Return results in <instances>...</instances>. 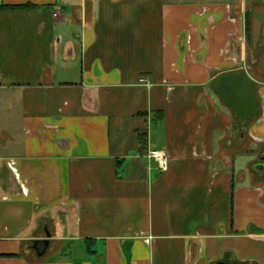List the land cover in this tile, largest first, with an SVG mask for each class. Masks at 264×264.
<instances>
[{"label": "crops", "instance_id": "obj_1", "mask_svg": "<svg viewBox=\"0 0 264 264\" xmlns=\"http://www.w3.org/2000/svg\"><path fill=\"white\" fill-rule=\"evenodd\" d=\"M259 164L264 0H0V264H264Z\"/></svg>", "mask_w": 264, "mask_h": 264}, {"label": "water", "instance_id": "obj_2", "mask_svg": "<svg viewBox=\"0 0 264 264\" xmlns=\"http://www.w3.org/2000/svg\"><path fill=\"white\" fill-rule=\"evenodd\" d=\"M212 86L219 97L232 108L240 120L242 131L247 130V125L259 113L256 96V82L244 69L227 71L214 77ZM259 168L264 167L259 164ZM216 264H243L239 261L220 260Z\"/></svg>", "mask_w": 264, "mask_h": 264}, {"label": "built area", "instance_id": "obj_3", "mask_svg": "<svg viewBox=\"0 0 264 264\" xmlns=\"http://www.w3.org/2000/svg\"><path fill=\"white\" fill-rule=\"evenodd\" d=\"M55 15H57L55 13ZM142 82H148V78L143 76L140 79ZM148 157L154 159L157 163L161 171H167L169 168L170 158L165 150H150L148 152Z\"/></svg>", "mask_w": 264, "mask_h": 264}, {"label": "trees", "instance_id": "obj_4", "mask_svg": "<svg viewBox=\"0 0 264 264\" xmlns=\"http://www.w3.org/2000/svg\"><path fill=\"white\" fill-rule=\"evenodd\" d=\"M6 7H10V8H21V7L28 8V7H34V5L27 3V4H19V5H7ZM248 26H249V24H248V21H247V28H248ZM241 130H242V128H241ZM241 132L243 133V131H241Z\"/></svg>", "mask_w": 264, "mask_h": 264}, {"label": "flooded vegetation", "instance_id": "obj_5", "mask_svg": "<svg viewBox=\"0 0 264 264\" xmlns=\"http://www.w3.org/2000/svg\"><path fill=\"white\" fill-rule=\"evenodd\" d=\"M223 260H229V258L228 257L227 258L225 257Z\"/></svg>", "mask_w": 264, "mask_h": 264}, {"label": "rangeland", "instance_id": "obj_6", "mask_svg": "<svg viewBox=\"0 0 264 264\" xmlns=\"http://www.w3.org/2000/svg\"><path fill=\"white\" fill-rule=\"evenodd\" d=\"M57 13H58V12H57ZM57 13H56V14H57ZM53 15L56 16L55 13H54ZM77 70H78V69H77Z\"/></svg>", "mask_w": 264, "mask_h": 264}]
</instances>
